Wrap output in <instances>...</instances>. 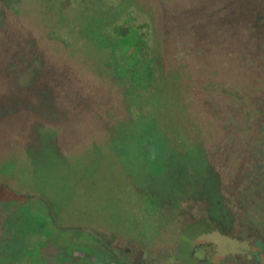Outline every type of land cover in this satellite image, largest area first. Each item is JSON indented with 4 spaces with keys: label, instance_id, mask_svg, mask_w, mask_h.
Instances as JSON below:
<instances>
[{
    "label": "rangeland",
    "instance_id": "rangeland-1",
    "mask_svg": "<svg viewBox=\"0 0 264 264\" xmlns=\"http://www.w3.org/2000/svg\"><path fill=\"white\" fill-rule=\"evenodd\" d=\"M231 1L0 0V264H264V22Z\"/></svg>",
    "mask_w": 264,
    "mask_h": 264
},
{
    "label": "trees",
    "instance_id": "trees-1",
    "mask_svg": "<svg viewBox=\"0 0 264 264\" xmlns=\"http://www.w3.org/2000/svg\"><path fill=\"white\" fill-rule=\"evenodd\" d=\"M240 2H247L248 4L246 5L247 7V16L244 17L243 20L239 19L238 21L241 23L243 22V25H246L248 26L250 29H254L257 24L259 23H263L264 21L262 19H264L260 14H259V11H258V5H254V0H232L229 4H233V8H234V5H236V7L234 8V10L237 12V13H240V12H243L244 11V8H242V5L240 4ZM255 8V9H254ZM238 18V17H237ZM173 29L175 30L177 27H179L178 25H173ZM262 30H264L263 28H261ZM264 48V47H262ZM197 50L201 51L202 48L201 47H198ZM191 51V53H193L192 50H189ZM260 212H258L259 214ZM263 214V213H262ZM264 215V214H263Z\"/></svg>",
    "mask_w": 264,
    "mask_h": 264
}]
</instances>
